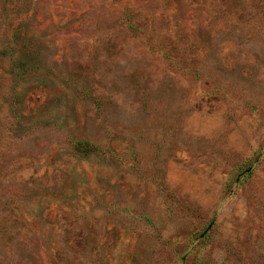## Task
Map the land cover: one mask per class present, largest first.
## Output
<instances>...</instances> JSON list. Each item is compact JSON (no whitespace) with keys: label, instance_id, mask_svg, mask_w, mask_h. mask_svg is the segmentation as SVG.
Returning <instances> with one entry per match:
<instances>
[{"label":"rangeland","instance_id":"374dc122","mask_svg":"<svg viewBox=\"0 0 264 264\" xmlns=\"http://www.w3.org/2000/svg\"><path fill=\"white\" fill-rule=\"evenodd\" d=\"M0 264H264V0H0Z\"/></svg>","mask_w":264,"mask_h":264}]
</instances>
